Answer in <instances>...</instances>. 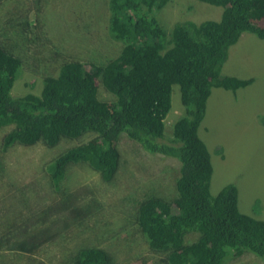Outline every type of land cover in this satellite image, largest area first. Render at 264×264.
<instances>
[{"label": "trees", "instance_id": "obj_1", "mask_svg": "<svg viewBox=\"0 0 264 264\" xmlns=\"http://www.w3.org/2000/svg\"><path fill=\"white\" fill-rule=\"evenodd\" d=\"M168 1L107 0L106 28L110 41L120 43L118 55L101 65L90 60L63 63L55 76L41 78L39 97L10 94L22 73L17 47L24 30L18 32L10 17L4 35L11 32L13 47L0 44V129L13 125L4 142L7 146L43 142L54 147L64 139L79 141L93 133L92 140L66 149L50 166L51 182L57 188L66 166L77 163L111 182L119 167L117 146L126 136L150 154L179 162L176 197L170 201L148 194L136 212L149 248L167 251L162 264H225L245 251L264 261V220L239 212L234 184L210 194L213 166L198 135L212 90L236 92L251 82L222 74L221 69L243 34L264 39V0H203L221 7L219 20L180 22L170 32L155 18ZM174 85L181 91L184 115L175 121L169 144H162L157 140L164 136L161 121L171 109ZM99 86L113 96L111 102L99 99ZM60 225L64 227L62 221ZM190 233L197 237L186 243ZM0 244L4 253L8 246L2 237ZM66 262L113 264L97 248L74 250Z\"/></svg>", "mask_w": 264, "mask_h": 264}, {"label": "rangeland", "instance_id": "obj_2", "mask_svg": "<svg viewBox=\"0 0 264 264\" xmlns=\"http://www.w3.org/2000/svg\"><path fill=\"white\" fill-rule=\"evenodd\" d=\"M106 1L0 0V44L13 47L11 32L4 35L10 17L18 32L24 29L17 47L22 73L10 91L13 98L39 96L41 78L55 76L65 62L90 60L101 65L118 55L120 43L110 41L106 28L110 15ZM221 13V7L203 0H169L155 18L170 32L176 23L217 21ZM221 72L251 82L236 92L214 88L207 100L198 135L213 166L210 194L234 184L239 212L264 220V39L243 34L230 48ZM97 96L105 102L113 99L101 86ZM183 110L181 91L174 85L171 109L162 123L164 140L159 143L174 137L172 129ZM10 127L0 129V238L8 246L0 253V264H71L66 262L68 254L80 248L103 249L113 264L166 262V250L149 248L136 212L148 194L170 201L176 197V159L149 154L122 136L117 146L119 168L111 182L77 163L66 167L55 188L50 178L54 160L66 149L92 140L94 134L88 132L79 141L64 139L53 148L7 146L4 137ZM196 237L190 233L185 242ZM22 245L33 251L16 250ZM225 264L264 261L245 251Z\"/></svg>", "mask_w": 264, "mask_h": 264}, {"label": "clouds", "instance_id": "obj_3", "mask_svg": "<svg viewBox=\"0 0 264 264\" xmlns=\"http://www.w3.org/2000/svg\"><path fill=\"white\" fill-rule=\"evenodd\" d=\"M42 92V91H41ZM36 96V95H35ZM40 96V95H39ZM39 96H37V97H39ZM166 118H167V116L164 118V120L163 121H161V123H164L165 122V120H166ZM11 127H10V130H12V128H13V125H10ZM5 127H9V126H5ZM164 139L162 138H160V139H158L157 141L158 142H161V141H163ZM167 144H169V142L167 143ZM16 145V144H15ZM17 145H19V144H17ZM34 145H44V146H46L47 148H53L52 146H47V145H45L43 142H38V143H36V144H33V145H19L20 147H32V146H34ZM56 146V145H55ZM54 146V147H55ZM142 148V147H141ZM143 149V148H142ZM144 150V149H143ZM145 151V150H144ZM148 153V152H147ZM150 154V153H149ZM155 155V154H154ZM158 155H160V154H158ZM67 167V166H66ZM119 168V167H118ZM65 171H66V168H65ZM64 176H65V172H64V175H63V177L61 178V179H63L64 178ZM60 179V180H61ZM33 251V249L32 248H30V249H28V253H30V252H32Z\"/></svg>", "mask_w": 264, "mask_h": 264}]
</instances>
